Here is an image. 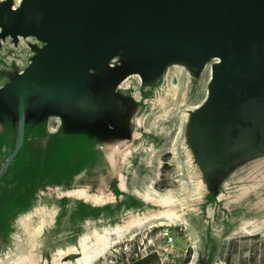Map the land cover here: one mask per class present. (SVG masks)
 <instances>
[{"label":"rangeland","instance_id":"rangeland-1","mask_svg":"<svg viewBox=\"0 0 264 264\" xmlns=\"http://www.w3.org/2000/svg\"><path fill=\"white\" fill-rule=\"evenodd\" d=\"M16 3L4 0L0 14V264H264V155L237 147L264 136L207 132L208 113H195L210 90L216 48L160 47L161 68L127 89L136 141L125 146L113 129L98 141L110 142L102 174H54L78 144L89 146L93 128L85 117L70 134L51 136L44 111L28 117L39 101L25 102L23 93L42 91L36 79L49 37L37 26L22 30L28 16L10 13ZM131 60L125 55L114 66ZM13 93L20 103L1 105ZM95 159L87 154L75 172ZM73 189L110 203L64 195ZM46 213L52 222L23 252Z\"/></svg>","mask_w":264,"mask_h":264},{"label":"water","instance_id":"water-1","mask_svg":"<svg viewBox=\"0 0 264 264\" xmlns=\"http://www.w3.org/2000/svg\"><path fill=\"white\" fill-rule=\"evenodd\" d=\"M34 1L10 10L28 16L22 30L37 26L49 37L40 51L43 70L36 79L38 85L42 82V91L26 89L25 102L33 92L77 97L90 82L86 65L92 58L119 45L139 50L138 32L172 28L170 35H182L186 44L196 39L207 42L201 36L209 35L206 46L220 45L215 51L222 64L203 109L209 119L206 131L227 138L264 136V0H38V5ZM49 10L53 19L47 30L40 20ZM212 23L219 27L202 34ZM20 95L9 94L14 102L1 105L19 104Z\"/></svg>","mask_w":264,"mask_h":264},{"label":"crops","instance_id":"crops-1","mask_svg":"<svg viewBox=\"0 0 264 264\" xmlns=\"http://www.w3.org/2000/svg\"><path fill=\"white\" fill-rule=\"evenodd\" d=\"M125 55L130 56L129 49L119 45L107 54L92 58L86 65L90 82L85 89L81 90L77 97L69 96L70 94L54 95L46 93L44 95L40 94L37 98L35 97L37 100L35 98L29 99V102L39 101V104L38 107L29 109L32 113L28 114V117L38 118L40 111H44L46 114L45 131L48 135L56 136L62 131L70 134L79 119H84L85 117L89 119V124L93 128L89 146L85 148L82 144H78L75 147L76 153L73 158L62 163L54 174H65L68 172L69 174L86 175L87 177L94 176L96 173L102 174L103 172L100 169L104 167L102 160L105 158L102 149L105 145L108 146L110 142L100 143L98 141L101 140L99 138L102 136L110 137L108 132H114L113 129L119 130L122 135H126L129 131L131 132V137L118 134L120 136L118 139L125 146L136 141V106L133 99L127 96V89L130 85L129 81L137 76L136 74H130L127 68L128 64H121L120 67L114 66V63H123ZM106 62L110 64V69L117 71L119 76L118 80L111 85L107 99L102 97L100 92L94 88L96 79L101 77L105 70L109 69L104 66ZM87 154L95 155V161L89 162L83 166L81 171L76 173V170H74L76 165H80V162L85 160Z\"/></svg>","mask_w":264,"mask_h":264},{"label":"bare ground","instance_id":"bare-ground-1","mask_svg":"<svg viewBox=\"0 0 264 264\" xmlns=\"http://www.w3.org/2000/svg\"><path fill=\"white\" fill-rule=\"evenodd\" d=\"M27 0H17L16 5H13L10 7V10H19L21 7H24L26 4ZM3 4H4V0H0V14L3 12ZM52 10H49L46 12V14H43L41 16V20H40V26H42L43 28H47V30L49 29L50 22L53 18H51V15L49 12H51ZM207 26H211L210 28H218L219 24H208ZM207 27V28H209ZM158 31H160V33L158 31H142V32H138V41L136 42V44L139 47V50L135 47H130L129 48V54L132 58V61L130 62L129 66L127 67L130 74H136L137 77H139L141 80L143 77H149L152 76L154 73H156L162 66V64L164 63V60L160 61V47H169V49L173 50V51H178V48L180 49L181 52L183 53H194L199 51L202 47L206 46V44L210 43V40H208V36H201L202 40L203 38L207 41V42H200V39H196L194 41H192V43L190 44H186L183 42H181L180 37L182 35H178L175 34H171L170 32L172 31V28H161V29H157ZM0 31H2V28H0ZM128 43V38L125 39L124 44ZM178 45L179 47L176 49H172L173 46ZM212 45V44H211ZM220 45H215L214 48L219 47ZM170 51V54H173ZM161 54V53H160ZM174 55V54H173ZM177 55V53H176ZM141 57L146 58V60H143ZM29 59V58H28ZM18 61V60H17ZM214 64L211 67V81L213 76L215 75L216 69L218 66H220L222 64V57L219 54L214 55ZM13 64V63H12ZM20 67V66H19ZM9 68V67H8ZM114 68V67H113ZM4 69H2L3 71ZM118 73L117 71L113 70V69H108L104 71V74L99 77L98 79H96V82L94 84V88L100 92V95H102V97H104L105 99L108 98V93L110 91L111 85L118 80ZM140 80V81H141ZM130 82V81H129ZM126 85V84H125ZM172 87V86H171ZM93 89V88H91ZM209 90L207 91V96L205 101L203 102V104L199 107H197L195 109V113L199 114L200 112H202V110L205 107V104L207 102V99L209 98ZM99 95V94H98ZM80 99V97H79ZM252 146V148H249V146ZM238 148L242 149L243 151V147H248L249 152H260L262 155H264V141H259L258 143L252 144L249 141L244 140V142H241L239 144V146H237ZM125 186V185H123ZM74 190V189H73ZM85 190H81V189H77L74 191H68L66 192L64 195L66 197H78L79 199L83 200L85 203L91 204L92 206H105L107 204H109L110 202L108 200H105L101 197L98 198H90L88 196L85 195ZM123 197V196H122ZM54 214V213H53ZM53 214H43L44 219L41 220V226L33 233H28V240L26 241V244H23L21 246L23 252L24 251H28L30 249H32V244L35 240L36 237H38L43 229V227L45 226L46 222H52L53 220Z\"/></svg>","mask_w":264,"mask_h":264},{"label":"built area","instance_id":"built-area-1","mask_svg":"<svg viewBox=\"0 0 264 264\" xmlns=\"http://www.w3.org/2000/svg\"><path fill=\"white\" fill-rule=\"evenodd\" d=\"M125 249H127V247ZM136 255H138V254H136Z\"/></svg>","mask_w":264,"mask_h":264},{"label":"trees","instance_id":"trees-1","mask_svg":"<svg viewBox=\"0 0 264 264\" xmlns=\"http://www.w3.org/2000/svg\"><path fill=\"white\" fill-rule=\"evenodd\" d=\"M5 106V105H4Z\"/></svg>","mask_w":264,"mask_h":264}]
</instances>
